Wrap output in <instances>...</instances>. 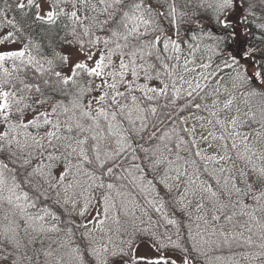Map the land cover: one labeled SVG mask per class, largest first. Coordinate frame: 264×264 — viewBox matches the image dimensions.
<instances>
[{"label":"snow or ice","instance_id":"snow-or-ice-1","mask_svg":"<svg viewBox=\"0 0 264 264\" xmlns=\"http://www.w3.org/2000/svg\"><path fill=\"white\" fill-rule=\"evenodd\" d=\"M182 228L264 264V0H0V264H193Z\"/></svg>","mask_w":264,"mask_h":264},{"label":"trees","instance_id":"trees-1","mask_svg":"<svg viewBox=\"0 0 264 264\" xmlns=\"http://www.w3.org/2000/svg\"><path fill=\"white\" fill-rule=\"evenodd\" d=\"M178 2L182 3V0H178ZM9 15L11 16L12 13H9ZM34 34L37 36V38H39L40 26H36ZM208 102L210 103L211 101L209 100ZM137 215L139 216V212H137ZM68 218L69 217H62V219H68ZM71 218L75 219L78 224L85 223L84 221L81 220L80 217H77L75 215H73ZM153 219H157L155 214H153ZM169 230H170V232H174V229L169 228ZM76 231H77V234H78L79 231H82V229H76ZM181 231H182V235L185 237L183 242L189 247V255H190V258L193 259V264H215L216 261L213 262L211 260H207L206 259L204 254H208L209 252L210 253H214V254L215 253H219V255H221V254H234V253H237V252H246V251H249V250L251 251L252 250L251 248H249L246 245L238 246L237 244H232L231 247L224 246V245H221L220 247H217L215 244H206L203 247L208 246L209 248H205L204 254L200 255V254H197V253H195V252H193L191 250V242L187 239V229L186 228H182ZM174 238H175V236H174ZM213 239H216V238H213ZM194 257H196V259Z\"/></svg>","mask_w":264,"mask_h":264},{"label":"rangeland","instance_id":"rangeland-1","mask_svg":"<svg viewBox=\"0 0 264 264\" xmlns=\"http://www.w3.org/2000/svg\"><path fill=\"white\" fill-rule=\"evenodd\" d=\"M62 51H72L73 55L74 56L76 55L75 50L62 49ZM206 55H207L206 52L198 53L197 54V59L199 60L200 57L206 56ZM238 103L243 108V102H242V100L241 101H238ZM139 215H140V213H139ZM81 220L84 221V222H86L82 218H81ZM89 227H91V225H89ZM193 231L195 232V227H193ZM204 238L206 240L208 239L207 236H205ZM173 239H175L174 236H173ZM205 245H203V246H205ZM203 248L205 250V248H209V247L206 246V247H203ZM251 251L249 250V251H246V252H237V253H234V254H221V255H219V253H215L214 254V253H210L209 252L208 254H204V255H205V257H206L207 260H211L213 262L216 261L215 264H253L252 261L244 258V254L245 253H248V252H251ZM140 254L156 255V253L152 252L151 249L147 246V242H145L141 246ZM169 254L173 255V258L177 259V261L180 262L181 255H182L181 253H179V252H171L170 251ZM217 257H221L222 259H219L218 260ZM194 258L196 259V257H194ZM257 264H259V262H257Z\"/></svg>","mask_w":264,"mask_h":264}]
</instances>
